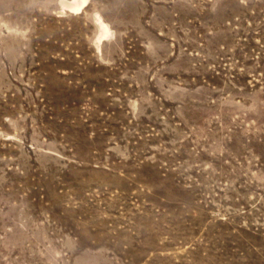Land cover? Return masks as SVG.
<instances>
[{"label": "rangeland", "instance_id": "374dc122", "mask_svg": "<svg viewBox=\"0 0 264 264\" xmlns=\"http://www.w3.org/2000/svg\"><path fill=\"white\" fill-rule=\"evenodd\" d=\"M82 1L0 0V264H264V0Z\"/></svg>", "mask_w": 264, "mask_h": 264}, {"label": "bare ground", "instance_id": "6f19581e", "mask_svg": "<svg viewBox=\"0 0 264 264\" xmlns=\"http://www.w3.org/2000/svg\"><path fill=\"white\" fill-rule=\"evenodd\" d=\"M81 1V0H80ZM84 1H86V0H83L82 2H84ZM87 2V1H86ZM86 2H84L85 3V5H86ZM84 3H83V5H84ZM81 2H75V3H73L72 5H71V7H73L74 8V11H76V9H78V10H80V7H82L81 6ZM85 7V6H84ZM69 8H70V6H69ZM71 9V8H70Z\"/></svg>", "mask_w": 264, "mask_h": 264}]
</instances>
